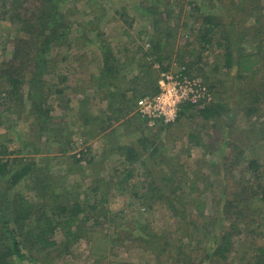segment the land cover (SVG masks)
<instances>
[{
	"label": "trees",
	"instance_id": "trees-1",
	"mask_svg": "<svg viewBox=\"0 0 264 264\" xmlns=\"http://www.w3.org/2000/svg\"><path fill=\"white\" fill-rule=\"evenodd\" d=\"M100 1L102 0H85L83 7L87 10V13L84 22L76 19L75 21L70 20V15L76 9L75 0L1 1L0 21L4 20L18 26L17 33L13 35L12 41L10 40L8 44L10 48L12 43V52L10 55L8 54V59L3 60L7 68L0 74V77H7L5 78L6 82L2 81L0 83V107H6L7 105L2 102V95L5 93L8 103L11 102L9 106L10 104L13 107L17 106L20 113L28 108V114L32 115L31 121L33 124L38 127L39 131H46L52 116V108L48 104V99L52 94H55L58 104L69 109L72 98L68 96L67 89L72 88V90L78 91L84 78L82 68H79L74 62H80L82 59L87 58V51H90L92 54L91 59L87 60L86 65L92 62L98 70L97 72H91L89 77L93 82V89L96 88L99 92V98L96 101L106 107L105 112L96 115L94 119L99 121L96 126L100 127V131H105L115 125L117 121H120L123 116L135 111L140 97L158 92L157 79L161 69L168 68L174 63L178 66H185L186 72L190 75H200L193 70L196 67L197 70L203 69L198 64L202 62L204 50L213 47L214 41L218 44L216 46L224 48L222 53H218V56L226 62L225 65L228 69L235 65L240 71V65L243 63L255 62L258 64L261 61L260 49L249 52L241 44L243 39L247 37L248 32L244 30L239 33L236 20L235 31L233 30L232 21H229L228 24L230 29L224 28L223 19L227 20L232 16L230 10L228 15L223 18L213 13H205L202 17L200 26L194 29L196 31L195 42L200 45V48L199 50L187 51L192 56H196V60L181 54L174 62L166 63V58L170 59V57L169 55L164 56L162 50H166L164 48L166 41L168 39L170 41V38L180 27L179 18L172 21V12L161 11L156 4L148 2V0H134L133 7L135 8L132 11L122 5L114 10L115 17H111V20L113 18L119 19L123 24L133 28L137 15L144 13L150 17L152 22L149 30L137 32L138 38L136 39L127 28L124 33L129 39L123 42L122 47H119V44L110 41L105 31L102 28L100 29L101 20L107 17L105 13L100 16L96 14L95 7L97 5L102 7V11L105 12ZM159 1L163 2V0ZM234 4L235 11L246 16V18L256 15L254 11L257 7L249 5L246 0H235ZM195 10L201 12L200 7L195 6ZM236 17L235 19H237ZM199 18L198 16L196 19L199 20ZM257 19L261 20V17H255L253 20ZM183 25L186 24L183 23ZM257 26H255L254 32L257 34L260 31L264 35V28L262 30V27ZM83 31L87 33L94 31L96 35L89 36V34H84ZM233 35H235V38L232 39ZM146 36H150V42H147L150 44L149 47H146ZM238 36H240V40ZM223 37L225 40H221ZM234 39L235 49L233 46ZM82 41H86L83 46L85 48L84 53L72 61V56L76 52H72L71 49L73 48L74 51L82 49L80 47V45H83L81 44ZM92 45L95 48L90 49ZM196 51L198 52L196 53ZM64 63L73 67V75L70 74L67 68H62ZM131 64L133 68L140 69L139 72L142 71V73L136 74L134 79L128 78ZM157 64L160 66H157ZM247 69L254 74L258 68L249 67ZM48 73L55 75L58 80L57 83L52 84L46 81ZM76 73H79L80 77L76 76ZM207 77V75H202L203 81L211 90V100L205 104L187 103L182 105L176 122L167 125L170 127L181 125L183 120L190 121L196 115L212 128L220 127V123H223L225 129L222 144L217 149L218 162L207 163L213 173H216L217 169L223 172L222 177L215 179L216 184L218 183L221 187L220 200L224 202L220 205L223 206V210L219 211L221 215L218 214L213 218L204 215L201 201L197 204V207L202 209L199 216H194L187 208L182 210V207L178 205L179 202H183L185 199L190 200L188 195L185 194L179 197L176 190L180 189V186L186 183L185 180L188 179V184L191 185V194L199 193L200 185L201 188L202 186L208 188L211 186V182L208 180L210 175H204L201 168H199L193 172V177L189 178V172L183 168L184 170L181 171L184 172L181 176L173 177L175 170L171 164L166 163V159L161 153L157 156L160 159L159 165L163 175L157 177L154 170L149 167V176L153 174L154 178L151 179L146 187L145 194L139 200L143 205L150 206L158 201H164L174 211L181 223L189 220V224L193 225L197 235L202 237L199 239V236H197L198 244L206 246L205 249L207 250L205 256L191 258L196 260H191L193 261L191 264H199L197 259L203 262L206 259H211L213 262L229 259L232 254L236 253V250L238 251V238L244 236V234L250 237L251 241H248V245L244 246L239 264H264L263 229L259 228L261 227L260 222L253 218L255 214L260 215L263 213L264 215V209H261L264 207V162L256 158H250L244 170L240 171L241 174L236 172L237 168H242L243 160L246 162L247 156L245 150L239 148L238 144L231 139L232 133L228 134V128H231V125L227 121L223 122L222 117L229 112V108L218 97L217 93L220 94V92L215 90L217 83L214 81L208 83ZM25 83L28 85L27 93L23 90ZM5 84L7 88L4 90L3 85ZM141 85L142 90H139ZM138 91L140 92L139 95H137ZM129 92H131L130 98L128 97ZM85 96L89 98L88 94ZM255 99L258 101L259 96L256 95ZM251 107L247 108L250 115L258 112V106L251 105ZM82 115L85 118L82 120V124L87 128L91 122L92 114L88 112L82 113ZM139 115L143 118L142 120L151 126L146 118L140 113ZM162 122L157 121L156 124L164 125V122ZM153 127H156V125ZM95 133L97 134V130ZM199 133L201 132L197 130V133L192 131L188 135L194 140L200 135ZM89 134L90 128L89 132H86V135L89 136ZM70 138H66V143L58 148L59 152L65 153L71 148L70 143L72 144V141ZM140 141L143 145L146 144L144 149H149L148 147L154 144V141L152 142L145 137ZM199 142L204 148H208L207 151L214 146V144L204 145L201 141ZM24 143L26 149L29 150L27 146L29 142ZM118 147L122 151L125 150L126 159L132 164L141 159V153L135 145L128 144ZM231 148H233V152H231ZM159 149V145H155L150 150V155L155 156ZM30 150L38 151V148L33 146V149ZM89 152L90 149L83 146L73 156L74 162L77 165L81 164L78 167L84 172L94 166V159L91 158ZM10 153L14 152L9 150V146L1 140L0 136V180L7 184L6 187L4 186V191L0 192V237L2 239L0 242V264L25 262L51 264L55 258H60L63 253H69L70 247L75 241L79 239L87 240L89 232L90 237L97 236V225L103 227V222L99 217L97 218V215L103 216L106 219L104 221L114 225L118 233V239L114 240L107 233L102 234L101 240L97 238L91 240L94 242L95 248L99 247L101 241L113 243L114 241L121 242L136 238L149 243L158 255L170 251L172 241L167 239L165 234H156L148 221L135 216H131L133 219L128 218L129 213L124 212L127 203L130 202L125 194L132 188L127 187L130 179L134 176L131 169L126 170L119 182L112 181L110 183L113 184L111 190L119 189V191H122L120 192L122 197H119L121 194L114 195L122 203L120 205L121 210L111 215L110 203L112 204V198L107 194L110 190L100 180H96L95 186L91 188L94 195L85 194L84 201H81L77 196L75 198L64 196L57 193L56 189H51L49 182H45L48 181L46 179L48 177H44L46 170L42 167L40 173V169L37 170V161L17 156L10 157ZM170 173L172 174L170 175ZM194 174H196L195 177ZM25 179L41 183L39 189L35 187L32 189L33 192L30 191L33 193V197L26 196L18 191L14 195L11 194L10 190L16 188ZM166 180L169 182H165ZM231 181H235L239 185V190L231 189ZM166 183H170V185L167 186ZM119 184H121V188L116 187ZM101 189L104 194L99 197L97 191ZM191 197L193 198V196ZM62 198H65L66 201ZM253 200L259 202V207L254 206ZM133 203H136V201ZM252 209L255 212L251 211ZM121 217L125 219L122 218V221H118ZM201 218H208V220L203 221ZM92 220L93 222L90 223ZM200 221L201 223L204 222L201 227ZM133 225L136 227L133 228ZM135 229L138 231L137 233L134 232ZM59 233L63 236L61 240L58 239ZM93 252L96 253L97 250H93ZM190 256L194 257L193 255ZM111 264H120V262L113 261Z\"/></svg>",
	"mask_w": 264,
	"mask_h": 264
},
{
	"label": "rangeland",
	"instance_id": "rangeland-1",
	"mask_svg": "<svg viewBox=\"0 0 264 264\" xmlns=\"http://www.w3.org/2000/svg\"><path fill=\"white\" fill-rule=\"evenodd\" d=\"M1 1L2 0H0V4ZM133 1L134 0H102L100 2L103 4L105 12L102 11V7L99 5L95 7L97 16H100L102 13L107 14V17L100 22V29L102 28L105 31L110 41L119 44V47H122L124 44L123 42L129 39L124 33L127 28L136 39L138 38V31L142 30L145 32L149 30L151 26L152 21L150 17L144 13H139L137 15V20L133 28L123 24L119 19H110L113 16L115 17L114 10L122 5H125L132 11V9L135 8L133 7ZM84 2L85 0H75L76 9L75 11L73 10L70 15L71 21H75V19L77 21H86L85 14L87 10L83 7ZM148 2L156 4L161 11L172 12V21L179 18L180 27L170 38V41L169 39L166 41V46L164 47L166 50H162L164 56L169 55L170 57V59L168 57L166 58V63L174 62L181 54H185L192 60H196V56H192V54L187 53V51L192 49L199 50L200 48V45L195 42L196 31H194V29L200 26L203 19L202 17L205 13H213L223 18L228 15L230 10L232 16L227 20L223 19L225 23L224 28L230 29V25L228 26V24L229 21H232L233 30L235 31L236 20L239 33L244 30L248 32L247 37L243 39L241 44L249 52L260 49L261 61L258 62V64L255 62H248V64L243 63L240 65V71L235 65L232 66L231 69H228L225 65L226 62L218 56V53H222L224 48L216 46L218 44L214 41L213 47L204 50L202 62L198 64V66H201L203 69L197 70L198 68L196 67L193 71L200 74L198 76L201 78L202 75H207L208 83L212 81L217 83L215 90L220 92V94L217 93L218 97L221 98L222 103L227 104L229 108V112L225 113L222 117L223 122L227 121L228 124L231 125V128H228V134H230V132L232 133L231 139L238 144L239 148L245 150V155L247 156L246 162L244 160V163L242 162V168H237L236 172L241 174L240 171L244 170L250 158H256L264 162V35L260 31L257 34L254 32L256 25H258L257 27H262V30L264 28V0H246L249 5L251 4L255 8L257 7L254 11L256 15L254 17L249 16L250 18H246V16L235 11V0H163V2L159 0H148ZM195 6L200 7L201 12H197ZM198 16L200 17L199 20L196 19ZM235 17L237 19H235ZM255 17H261V20H253ZM183 23L186 25H183ZM17 26V24L11 22H6L4 20L0 21V74L7 68L3 60L8 59V54L10 55L12 52V43L10 44V48L8 44L10 40L12 41L11 38L13 35L17 33ZM83 32L84 34H89V36L96 35L94 31L88 33L86 31ZM219 36L220 34L217 37L219 38ZM149 38L150 36H146V43L148 41L150 42ZM233 38H235V35H233L232 39ZM238 38L240 40V36H238ZM221 40H225L224 37ZM85 42H81L83 45L79 44L82 49H77L76 51H74L73 48L71 49L72 52H76V54L72 56V61L84 53L85 48L83 46ZM233 46L235 49V39ZM92 48H95V46L92 45L90 49ZM87 52V58L82 59L80 62H74L79 68H82L81 71L84 74V78L78 91H74L72 88L67 89L68 96L72 98L69 109L58 104L55 94H52L48 99V104L52 108V116L49 121V127L44 132L39 131L38 127L33 124L31 121L32 115L28 114V108L20 113L17 106L13 107L11 104L9 106L11 102L8 103V99L5 98V93H3L2 102L7 105L6 107H0L1 140L5 141L7 146H9V150L15 153H10V157L17 156L27 160L37 161V170L42 167L46 170V175H44V177H48L46 178L48 181L45 182H49L51 189H56V192L59 194L74 198L77 196L81 201H84L85 194L94 195V193L91 192V188L95 186L96 180H100L103 185L110 190L107 194L112 198V204L110 203L111 215L121 210L120 205H122V203L119 201L118 197L114 195L121 194L119 197H122V193H120L122 191H119V189L111 190L113 184L110 183L112 181L119 182L126 173V170L131 169L134 176L130 179L127 187L132 188L125 194L130 202L127 203L124 212L129 213L128 218L135 216L139 219L148 221L153 231L156 234H165L167 239L172 241V245L170 251L162 252L160 255L152 249L149 243H145L136 238L121 242L114 241L113 243L110 241L108 243L101 241L99 242V247L95 248L93 245L94 242L91 240H95L96 238L101 240L102 234L107 233L114 240L118 239V233L114 225L104 221L106 219H104L103 216L97 215V218L99 217L103 222V227L97 225V236L90 237L89 232L87 240L79 239L75 241L71 245L69 253H63L60 258H55L51 264H111L113 261L120 262V264H191L193 261H196L191 258H195V256H205L207 253L205 249L206 246L204 247V245L198 244L197 236H199V239L202 237L197 235L193 225L189 224V220L181 223L174 211L164 203V201H158L150 206L143 205L139 199L143 197V194L146 192V187L151 182V179L154 178L153 174L149 176V167L154 170L157 177L163 175L159 165L160 159L157 156L161 153L164 155L166 163L168 162V164H171L174 168L175 173L173 177L181 176L184 172L181 170L185 169L189 172V178H192L193 172L199 168H201L204 175H210L208 180L211 182V186L209 188L202 186L201 188L200 185L199 193H195L194 195L191 194V185L188 184V179L187 181L185 180L186 183L180 186V189L178 188L176 190L179 197L185 194L186 196L188 195V199L190 200L187 201L185 199V201L179 202L178 205L182 207V210L187 208L194 216H199L203 209L204 215L211 216L212 218L218 216L219 211L223 210V206L220 205L224 202L220 200L221 187L218 183L216 184L215 179L222 177L223 172L217 169V172L213 173L211 167L207 165V163L211 164L212 162H218L219 155L217 149L222 144L225 127L223 123H220V127L212 128L208 123L203 122L197 115L190 121L183 120L182 124L178 126L172 125V127H170L167 125L168 123L165 124V122H162L164 125H158L155 122L149 126L147 122L142 120L143 118L139 115L136 105V112L133 111L123 116L122 119L117 121L111 128L100 131V127L96 126L99 124V121H96L94 118L96 115L105 112L106 107L96 101L99 98V92L96 88L93 89V82L89 74L91 72H97L98 69H96L92 62L86 65L87 60H90L92 55L90 51ZM197 52L198 51H196V53ZM249 67L258 68L257 72L253 74L251 70L248 71L247 68ZM62 68H67L70 74L73 75L74 69L71 65L69 66V64L64 63L62 64ZM139 71L140 69L137 70L135 67L133 68L131 64L128 78L134 79L136 74L142 73V71ZM75 75L80 77L79 73ZM3 77L4 76L0 77V83L5 81L7 76ZM46 81L55 84L58 80L53 73H48L46 75ZM142 85L139 86V90ZM3 87L5 90L7 88L6 84L3 85ZM23 90L26 93L28 92V85L26 83ZM86 94L89 95V98H86ZM139 94L140 92L138 91L137 95ZM130 95L131 92L128 93L129 98ZM256 95L259 96L258 101L255 99ZM251 105L258 106L259 109L258 112L250 115L247 108H252ZM88 112L92 114L90 118L91 122L88 127L85 128L82 124V120L85 119L82 113ZM154 125H156V127H153ZM89 128L90 134L88 136L86 132H89ZM96 130L97 134L95 133ZM197 130L201 133H199L200 135H198L197 138L192 140L188 133L192 131L197 133ZM69 137H71L70 139L72 141V144L70 143L71 148L65 151V153L59 152L58 148L64 145L66 143V138L68 139ZM144 137L152 142L154 141V144L148 147L149 149H144L146 144L143 145L140 141V139ZM199 141L204 145L214 144V146L207 151L208 148L205 147V149ZM24 142H29L27 143L29 150L33 149V146H35L38 148V151L27 150ZM128 144L135 145L136 149L141 153V159L133 164L126 159V154H124L125 150L122 151L121 148L119 149L118 147ZM155 145H159L160 149L157 150L155 156H152L150 155V150H152ZM83 146H87L88 149H90V156L94 159V166L90 167V169L85 172L78 167L81 164L77 165L73 159V156L77 154L79 149L83 148ZM230 150L233 152V148ZM172 173H170V175ZM248 173L250 172L248 171ZM195 175L196 174H194V177ZM165 182L169 181L166 180ZM231 182V189L239 190V185L235 183V181ZM40 184V182H33L31 179H25L21 181L16 188L10 190V193L14 195L16 191H18L26 196L33 197L32 189L35 187L39 189L41 187L39 186ZM6 185V183L0 180V192L4 191ZM33 185L35 186L30 187ZM166 185L168 186L170 183H166ZM116 187L121 188V184L116 185ZM97 193V196L100 197L104 194V191L101 189L97 191ZM190 195L193 196V198ZM62 199L66 201L65 198ZM134 201H136V203H133ZM199 201L202 203V209L197 207ZM253 201L254 206L259 207V202L257 200ZM261 209H264V207ZM251 211L255 212L254 209ZM122 218L125 219L121 217L118 221ZM253 218L260 222L261 227L259 228L263 229L264 234L263 213L260 215L255 214ZM131 219H133V217H131ZM201 219L203 221L208 220V218ZM92 222L93 220L90 221V223ZM202 223L200 221V227ZM135 227L136 226L133 225V228ZM134 232L137 233L138 231L135 229ZM189 234L192 235L190 236ZM62 238V234L59 233L58 239L61 240ZM1 241L2 239L0 237V242ZM248 241H251V238L245 236V234L238 238V251L236 250V253L232 254L229 259L219 262H213L211 259H206L203 262L197 259V263L239 264L241 254L244 252L243 248L245 245H248ZM93 250H97V252L94 253ZM20 264L35 263L25 262Z\"/></svg>",
	"mask_w": 264,
	"mask_h": 264
},
{
	"label": "built area",
	"instance_id": "built-area-1",
	"mask_svg": "<svg viewBox=\"0 0 264 264\" xmlns=\"http://www.w3.org/2000/svg\"><path fill=\"white\" fill-rule=\"evenodd\" d=\"M149 45L146 43V47ZM157 83V93L145 95L137 101V110L150 124L160 120L174 122L182 105L205 104L212 98L211 90L203 79L188 74L185 66L172 64L161 69Z\"/></svg>",
	"mask_w": 264,
	"mask_h": 264
}]
</instances>
